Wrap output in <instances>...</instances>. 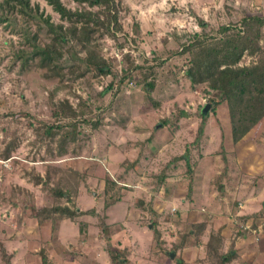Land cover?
I'll use <instances>...</instances> for the list:
<instances>
[{
  "label": "rangeland",
  "instance_id": "374dc122",
  "mask_svg": "<svg viewBox=\"0 0 264 264\" xmlns=\"http://www.w3.org/2000/svg\"><path fill=\"white\" fill-rule=\"evenodd\" d=\"M29 1L60 22L45 0ZM115 1L120 30L98 40L102 76L65 53L60 75L45 77L25 42L44 39L42 23L0 6V264H110L108 249L126 264H220L215 252L264 264V121L231 147L226 105L185 75L191 42L264 18V0ZM259 45L238 66L264 54V26ZM70 123L78 139L59 155L47 128Z\"/></svg>",
  "mask_w": 264,
  "mask_h": 264
},
{
  "label": "trees",
  "instance_id": "16d2710c",
  "mask_svg": "<svg viewBox=\"0 0 264 264\" xmlns=\"http://www.w3.org/2000/svg\"><path fill=\"white\" fill-rule=\"evenodd\" d=\"M45 1L58 15L59 23L52 22L50 17L43 18L38 15V7L33 8L29 0H0L3 10L10 12L15 8L21 15L38 19L42 23L40 29L45 32L43 40H37L35 35L25 37V42L31 47L29 56L26 57L36 59L38 68L46 70L47 78L60 75L58 60L63 58L65 53L71 58L78 55L77 58L83 62L88 72L97 76L108 74L106 62L98 53V40L104 35L114 37L120 30L118 3L115 0H71L78 6L73 10L64 6L61 0ZM242 26V30L224 33L220 38L196 39L191 42L188 46L190 65L185 71L193 87L207 83L210 89L217 92V98L213 99L214 104L223 102L226 105L231 147L241 145L247 135L257 137L256 134L264 121V54L251 65L238 66L243 55L261 52L259 42L264 18L249 17L242 22ZM67 47L70 49L68 52ZM18 58L23 62V53ZM66 108L65 117L75 116L68 104ZM64 113L56 109L53 116L59 117ZM76 129L75 123L64 125L55 131L47 128L49 138L63 137L61 141L57 139L59 155L68 154V144H74L78 139ZM10 157L8 151L2 154L3 159ZM39 181L42 180L39 178ZM109 185L107 182L106 192ZM53 195L57 198L65 197L61 189L56 190ZM49 210L68 219H74L79 214H91L77 212L68 206H54ZM101 229L107 230L103 222ZM154 231L157 236L160 235L156 229ZM215 240L216 236H210L207 247L212 248ZM157 241H160L158 237ZM107 253L110 264H126L127 260L117 250L108 249ZM215 255L220 256V264H225L234 257L233 252L222 255L215 252ZM43 264L48 263L44 260ZM176 264L186 263L179 260Z\"/></svg>",
  "mask_w": 264,
  "mask_h": 264
},
{
  "label": "water",
  "instance_id": "95a60500",
  "mask_svg": "<svg viewBox=\"0 0 264 264\" xmlns=\"http://www.w3.org/2000/svg\"><path fill=\"white\" fill-rule=\"evenodd\" d=\"M208 108H209V106H208V105H205V106L203 107V109L201 110V114L206 115L207 112H208ZM171 257H172V256H171Z\"/></svg>",
  "mask_w": 264,
  "mask_h": 264
}]
</instances>
